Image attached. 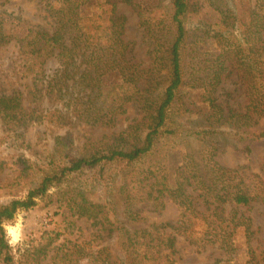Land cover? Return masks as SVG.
I'll use <instances>...</instances> for the list:
<instances>
[{
    "label": "trees",
    "instance_id": "obj_1",
    "mask_svg": "<svg viewBox=\"0 0 264 264\" xmlns=\"http://www.w3.org/2000/svg\"><path fill=\"white\" fill-rule=\"evenodd\" d=\"M38 1L45 6L51 29H30L16 40L23 73L33 82L28 97L34 107L23 106V92L18 88L0 94V117L9 138L25 143L29 125L38 121L62 126L71 118L86 128L105 130L127 124L100 138L89 137L78 157L69 155L74 141L71 133L55 138L58 155L53 158L60 165L50 162V168L40 171L42 175L25 198L0 205V264H15L3 222L11 221L18 211L34 208L50 188L61 185L70 174L113 164L123 165L115 204L124 207L126 221L140 219L131 211L133 206L150 204L161 210L168 200L180 212L174 232H160L156 227L132 229L125 222L111 220L106 205L90 202L80 190L65 191L61 201L71 216L90 220L113 234L115 260L106 248L92 250L73 242L64 249L52 248L54 239L48 238L25 248L19 264H40L51 249L54 253L48 264H81L84 259L86 264H176L173 254L177 236L196 247L216 246L230 258L237 250L238 233L244 236L246 254L253 263L250 219L238 208L264 202V181L257 175L222 167L214 156L219 129H232L238 140L244 141L256 135L249 131L264 118V0H257L246 20L233 17L239 28L234 29L232 23L226 32L214 30L211 36L205 33L201 37L216 41L218 51L190 52L195 62L188 82L183 79L182 64L186 40L183 17L188 0H169L161 18L153 16L154 11L146 15L133 0ZM125 2L137 5L146 63L135 60V43L123 38L126 19L116 6ZM2 4L0 0V7ZM227 20L220 11V21ZM12 40L0 9V48ZM49 61H55L57 68L46 75ZM233 74L243 86L245 104L226 111L217 102L216 90ZM185 84L202 92L207 108L201 112L198 125L189 128H182L173 119L176 112L187 111L186 104L181 103ZM43 99L55 107H35ZM129 110L134 113L131 119H127ZM177 138L198 142L202 151L186 153L171 182L161 148ZM245 149L248 151V146Z\"/></svg>",
    "mask_w": 264,
    "mask_h": 264
},
{
    "label": "rangeland",
    "instance_id": "obj_2",
    "mask_svg": "<svg viewBox=\"0 0 264 264\" xmlns=\"http://www.w3.org/2000/svg\"><path fill=\"white\" fill-rule=\"evenodd\" d=\"M133 2L139 4V8L145 11L146 15L154 11L152 15L161 18L169 0H133ZM1 3L3 4L0 9L4 12L6 29L13 40L0 48V94H8L12 89L18 88L23 92V106L33 108L34 103L28 97V87L33 82L30 76L23 73V61L16 40L26 36L30 29L50 30L51 20L45 11L44 4L38 0H1ZM256 3L257 0H188V10L183 17L186 30L182 60L185 67L183 77L185 81L188 82L191 65L195 62L192 60L193 53H190L192 50L218 51L216 41L209 37L201 40V37L205 33L211 36L214 30L226 32L231 29L228 24L232 23L236 29L239 25L233 17L237 16L239 19L242 18L241 20H246L247 14ZM116 7L117 12L126 19L123 38L135 43V60L140 59L146 63L147 59L143 56L144 46L140 45L142 28L138 26L140 17H138L137 5L125 2L118 3ZM87 10L85 8L86 12ZM220 11H224L228 16L225 23L220 21ZM235 35L237 31L233 32V36ZM56 68V62L49 61L45 67L46 75L51 74ZM190 85L185 84L181 88V103L186 104L187 111L182 109L176 112L173 118L182 128L198 125L196 123L201 112L207 109L201 96L202 92L191 89ZM216 97L218 104L226 111L242 108L245 104L243 86L234 74L221 82L216 90ZM35 107L51 110L55 105L50 100L43 99ZM133 116L134 113L129 110L127 119ZM126 124L127 122H122L112 130H105L86 128L71 118L68 125L62 126L38 121L29 125L26 142L19 143L9 138V132L0 117V205L14 199L25 198L28 190L42 175L41 170H48L52 161L53 165H60V161L53 158L58 155L55 154L54 148L56 137L64 136L67 132L71 133L74 141L69 155L78 157L84 153L83 146L89 137L100 138L104 134L121 130ZM249 132H255L256 135L240 141L232 129H219L215 135L217 151L214 159L222 167L238 169L247 176L257 175L264 181V136L257 137L258 134L264 133V118L259 120ZM245 146H248V151ZM161 151L164 152L165 165L169 178L173 182L176 169L180 166L185 154L197 155L202 148L194 140L183 141L177 138L165 142ZM122 167L123 165L120 164L98 166L70 174L61 185L50 188L47 195L38 200L34 208L18 211L11 221L3 222L1 226L15 264H19L20 255L25 248L35 246L48 238L54 239L52 248L64 249L68 242L86 245L92 250L106 248L115 260L111 247L113 234L90 220H78L71 216V213L65 209V203L61 201L62 193L65 191L80 190L90 202L106 205L111 220L125 222L132 229L151 230L156 227L160 232L173 233L174 227L179 222L180 212L177 206L168 200L165 201L161 210H155L150 204L135 205L131 211L137 213L140 219L130 223L126 221L124 207L115 204L117 190L121 184L118 175L121 174ZM199 209L204 210V207L200 206ZM238 210L240 214L250 219L249 245L255 257L253 263L249 261L246 254L245 238L238 233L237 250L230 258L216 246L196 247L185 241L182 236H177L173 254L176 264H264V202L256 201L250 208L239 207ZM55 235H57L56 238ZM53 253L54 249H51L47 259L40 264H48ZM81 264H86V259Z\"/></svg>",
    "mask_w": 264,
    "mask_h": 264
}]
</instances>
